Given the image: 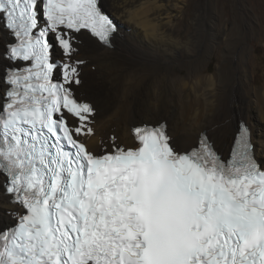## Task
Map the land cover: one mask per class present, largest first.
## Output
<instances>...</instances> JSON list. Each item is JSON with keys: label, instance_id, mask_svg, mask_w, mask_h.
Segmentation results:
<instances>
[{"label": "snow or ice", "instance_id": "snow-or-ice-1", "mask_svg": "<svg viewBox=\"0 0 264 264\" xmlns=\"http://www.w3.org/2000/svg\"><path fill=\"white\" fill-rule=\"evenodd\" d=\"M106 8L0 0V264H264V157L246 124L182 149L165 124L133 129L136 147L86 143L96 108L76 98L73 57L82 32L118 33Z\"/></svg>", "mask_w": 264, "mask_h": 264}, {"label": "bare ground", "instance_id": "bare-ground-1", "mask_svg": "<svg viewBox=\"0 0 264 264\" xmlns=\"http://www.w3.org/2000/svg\"><path fill=\"white\" fill-rule=\"evenodd\" d=\"M106 4L119 25L111 46L82 32L73 57L84 61L76 96L89 98L96 108L95 135L86 138L90 148L101 153V141L110 143L111 136L119 145L135 147L131 128L142 124L136 117L143 113L146 122L167 119L170 142L181 149L201 129L219 128L226 137L245 122L257 157H264V82L254 87L257 68L249 66L251 50L264 42V24L254 10L242 6V24L232 25L208 2L192 12L187 0ZM218 50L219 61L208 71Z\"/></svg>", "mask_w": 264, "mask_h": 264}, {"label": "rangeland", "instance_id": "rangeland-1", "mask_svg": "<svg viewBox=\"0 0 264 264\" xmlns=\"http://www.w3.org/2000/svg\"><path fill=\"white\" fill-rule=\"evenodd\" d=\"M207 2L210 6H212L214 8V10L217 12L219 17H221L224 20L230 19L232 21L231 22L232 25L233 24H235V25H237V24L241 25L242 24V22H241L243 20L242 6H246L248 8V10L249 9L254 10V13L259 17L258 22L264 24V9H263L264 8V0H210V1L209 0H187L189 12L197 10L198 6L204 5ZM223 16H224V18H223ZM217 21H218V19H217ZM182 22L183 21H181V23ZM188 23H189L188 19H186V21H184L182 23V26H186ZM218 24L220 27L223 26L222 23H218ZM261 35H262V38L264 39V32H262ZM263 44H264V42L261 39L260 42H258L257 49L251 50V53H250L251 57L249 55V62H250L249 66L254 65L257 68L256 83L254 84L255 88L260 87L264 82V46H263ZM218 53H219V55H218ZM220 55H221V50H218V52L216 53V58L211 61L210 65L208 67V71L214 70L215 64L219 61L218 58L220 57ZM87 99H89V98H87ZM87 99H82V100H86V101L90 100V99L89 100H87ZM91 101H89V102L92 103ZM145 118H146V116H144L143 113H140L136 117V124L142 123V124L156 125L155 123H153L151 121H147V122L144 121ZM166 120L167 119H163L161 121L166 122ZM166 124H167V122H166ZM238 126H239V124H238ZM111 137H113V136H111Z\"/></svg>", "mask_w": 264, "mask_h": 264}]
</instances>
